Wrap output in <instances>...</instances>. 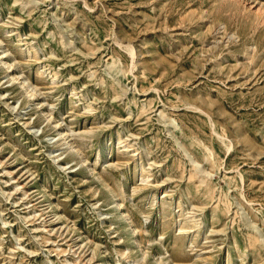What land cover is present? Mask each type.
<instances>
[{
    "label": "rangeland",
    "instance_id": "1",
    "mask_svg": "<svg viewBox=\"0 0 264 264\" xmlns=\"http://www.w3.org/2000/svg\"><path fill=\"white\" fill-rule=\"evenodd\" d=\"M0 264H264V0H0Z\"/></svg>",
    "mask_w": 264,
    "mask_h": 264
}]
</instances>
